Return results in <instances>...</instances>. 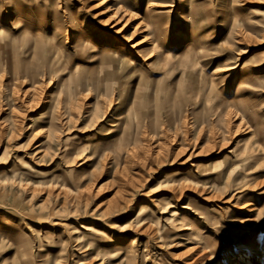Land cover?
Returning a JSON list of instances; mask_svg holds the SVG:
<instances>
[{
	"label": "rangeland",
	"instance_id": "1",
	"mask_svg": "<svg viewBox=\"0 0 264 264\" xmlns=\"http://www.w3.org/2000/svg\"><path fill=\"white\" fill-rule=\"evenodd\" d=\"M0 264H264V0H0Z\"/></svg>",
	"mask_w": 264,
	"mask_h": 264
},
{
	"label": "bare ground",
	"instance_id": "2",
	"mask_svg": "<svg viewBox=\"0 0 264 264\" xmlns=\"http://www.w3.org/2000/svg\"><path fill=\"white\" fill-rule=\"evenodd\" d=\"M107 4V3H106ZM106 4L104 5V6H106ZM169 5H170V3H169ZM179 17H181V15L179 16ZM182 18V17H181ZM188 18H190V17H188ZM114 24H111V26L110 27H112ZM124 27H125V23H123L120 27H118L117 29H116V32L117 33H120L123 29H124ZM60 53V52H59ZM62 53H64V52H62ZM62 56H63V54H61ZM60 57V56H59ZM50 61V60H49ZM63 61V60H62ZM65 63V62H64ZM63 65V64H62ZM43 67V66H42ZM49 69V68H48ZM224 69V68H223ZM35 70V69H34ZM42 70V69H41ZM37 71V70H36ZM35 71V72H36ZM45 71V70H44ZM49 72V71H48ZM44 73V72H43ZM106 75V74H105ZM108 76V75H107ZM107 80L109 79V77L108 78H106Z\"/></svg>",
	"mask_w": 264,
	"mask_h": 264
}]
</instances>
